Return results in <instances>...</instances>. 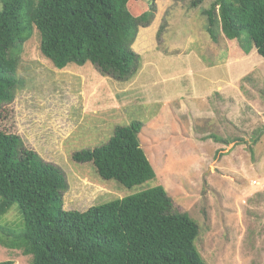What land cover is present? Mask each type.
<instances>
[{"label":"rangeland","instance_id":"1","mask_svg":"<svg viewBox=\"0 0 264 264\" xmlns=\"http://www.w3.org/2000/svg\"><path fill=\"white\" fill-rule=\"evenodd\" d=\"M192 1H155L154 18L132 45L139 69L127 81L92 63L56 68L35 31L18 68L23 86L0 104V131L62 169L64 209L83 212L162 185L173 210L199 224L195 243L207 264H264V57L222 33L213 41L203 13L213 0ZM150 3L129 8L140 15ZM136 121L153 179L127 188L100 177L92 162L73 160ZM0 224L23 228L17 204ZM5 260L32 264L30 255L0 244Z\"/></svg>","mask_w":264,"mask_h":264},{"label":"trees","instance_id":"2","mask_svg":"<svg viewBox=\"0 0 264 264\" xmlns=\"http://www.w3.org/2000/svg\"><path fill=\"white\" fill-rule=\"evenodd\" d=\"M0 1V104H5L23 86L18 68L35 31L42 55L56 68L92 63L103 75L131 79L140 66L132 45L139 28L154 18L156 0L140 15L129 8L137 0ZM202 2L193 0L192 6ZM203 13L213 41L222 33L245 53L255 47L264 57V0H213ZM142 126L140 121L117 126L108 142L75 152L73 160L92 162L100 177L127 188L143 184L156 173L140 143ZM68 186L59 166L18 135L0 131V217L17 204L23 222L21 230L0 224V244L30 255L32 264H207L195 243L199 224L173 210L162 185L83 212L64 209Z\"/></svg>","mask_w":264,"mask_h":264}]
</instances>
